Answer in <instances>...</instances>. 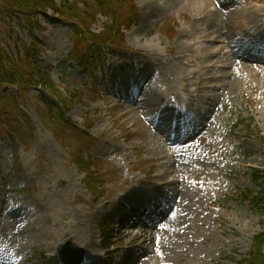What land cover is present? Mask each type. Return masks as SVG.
<instances>
[{
	"label": "rangeland",
	"instance_id": "1",
	"mask_svg": "<svg viewBox=\"0 0 264 264\" xmlns=\"http://www.w3.org/2000/svg\"><path fill=\"white\" fill-rule=\"evenodd\" d=\"M68 1L81 7L83 0ZM132 5L138 10L137 21L112 46L115 56L109 57L108 65L116 68L130 60L149 61L156 69L143 89L138 87L129 92L140 95L132 102L115 96L118 88L111 90L113 81H98L94 87L83 69L73 68L64 74L61 63L69 62L68 56L76 54L75 30L51 9L38 14L40 29L34 33L41 45L35 74H48L64 96L79 95L81 103L73 106L68 119L79 127L86 125L88 130L85 134L78 133L70 124L66 130L61 126L55 128L44 117L40 92L35 88L19 91L18 100L29 124L18 121L21 127H26L23 140L6 131L0 141V184L5 180L4 189L1 188L4 191L0 192V264H52L50 256L69 241L61 242L59 234L44 241L45 234L57 232V224L68 221L75 224L77 220L85 223L78 225L76 231L91 235L97 255L102 257L105 252L99 245L100 226L111 211L103 206L118 200L130 187L161 186L171 180L179 183L180 202L161 226L153 231L144 227L131 231L110 227L109 239L115 243L114 248L130 249L127 257L136 260L133 264L146 258L148 264H237L248 257L254 238L264 233V205L253 202V197L264 195V71L254 62L230 55L219 59L222 65L219 73L199 68L205 62L200 58L207 57L208 45L202 41L212 24L220 28L227 23L228 11L253 13L256 8H264V1L133 0L124 5L125 10ZM97 19L91 31L105 38L110 18L99 15ZM243 20L239 18L236 25ZM28 35L19 26H5V45L18 62L27 56ZM210 37L214 40L218 35ZM232 37L236 41L249 39L235 28ZM179 41L193 46L198 56L186 54L182 59L185 52ZM256 52L252 50L250 54ZM183 61L188 64L191 81L179 92V99L188 96L196 101L200 81L194 77L204 74L221 75L218 85L222 89L208 93L215 100L212 103L215 109L199 140L186 145H168L163 141L161 144L160 139L165 138L154 131L150 121L160 114L163 100L171 99L170 91L180 85L186 69ZM65 65L72 67L71 63ZM146 97L155 99V106L147 110L149 114L134 111V103ZM5 103L12 107L11 100ZM232 117H240L249 124V133L245 135L238 128L242 141L231 147L223 143L221 146L224 129ZM80 156L87 161L86 172L97 175V190L103 195L99 202L94 201L85 184L87 173L76 163ZM15 168L21 169L19 174L7 178ZM253 170L259 171V178ZM162 173L173 175L164 181L157 177ZM144 231L151 242L157 240L158 246L160 239L169 240L167 258L161 252L156 254L147 249L153 243L144 245V240L133 243L135 236ZM75 247L81 248L78 244ZM136 248L148 251L139 261ZM121 256L113 253L112 264L120 263Z\"/></svg>",
	"mask_w": 264,
	"mask_h": 264
},
{
	"label": "trees",
	"instance_id": "2",
	"mask_svg": "<svg viewBox=\"0 0 264 264\" xmlns=\"http://www.w3.org/2000/svg\"><path fill=\"white\" fill-rule=\"evenodd\" d=\"M59 1L61 6H58L56 0H0V89L3 84H13L19 88V91L35 88L41 95L47 94L53 97L52 100L46 97L41 98L46 112L44 117H48L50 124H53L55 128L61 126L66 130L69 124H72L67 115L73 105L80 102V98L75 94H70L68 97L64 96L60 89L51 82L48 74H38L36 79L33 77L38 67L36 63L39 53L38 46L41 45L34 33V30L40 29L37 20L38 14L51 9L58 13L62 20L71 24L77 38V50L76 54L72 53L67 61L75 67L81 62L88 65L85 56L87 52L91 53L92 56L104 58L110 49L109 45L116 44V41L120 40L122 27L134 22L137 11L133 5L128 10L124 8L127 2L131 3L133 0H83L82 8L68 0ZM99 14L110 18V23L106 26L107 34H105V38L91 32V26L97 21ZM6 24L19 26L25 32L28 31L30 44L26 48L27 56L21 59V62L15 60L11 49L9 50L5 45L3 35ZM84 45L86 48H83ZM20 58L17 59L20 60ZM64 63H61V67H63L65 73L66 63ZM18 93H14L5 99L1 98L0 95V138L6 131H9V133L15 134L23 140V130L26 127H21L18 121L22 118L26 125L29 122L18 100ZM9 100H11V108L5 106V102ZM73 127L77 128L76 131H82L81 133L88 130L87 126L78 128L74 125ZM238 128H242L245 135H248L250 125H247L240 117H232L231 122L224 129L220 141L221 146L223 143V145L231 147L237 141H242V138L237 134ZM76 163L81 170L87 171L88 164L81 156L76 159ZM253 173L259 178V171H253ZM96 180L97 176L95 174L88 173L85 181L90 191L99 199L101 194L97 190ZM249 193L252 192L248 191ZM245 198H247V195H245ZM253 202L264 205V195L253 197ZM237 264H264V233L254 238L248 257Z\"/></svg>",
	"mask_w": 264,
	"mask_h": 264
},
{
	"label": "bare ground",
	"instance_id": "3",
	"mask_svg": "<svg viewBox=\"0 0 264 264\" xmlns=\"http://www.w3.org/2000/svg\"><path fill=\"white\" fill-rule=\"evenodd\" d=\"M261 1H264V0H261ZM225 15L227 17V23H225L220 28H218V26H216L215 24H212V26L209 28V34L206 37H204V39L202 41L203 43L208 45L206 47L207 57L204 56V57L200 58V59H202V58L205 59V62H203L199 67L203 71H206V70L212 71V72L217 71L216 73H219L222 69V65H220L219 59H221L223 57V55H230L233 58L238 59V60L241 59V57L243 55H245L250 50L249 48H251L253 46V44L256 43L255 39L258 37L259 33L261 32V28L264 25V8H256L253 13H247L245 10H238V11L231 10V11H228ZM239 18L245 19V20H243L242 23L236 25V21ZM246 22L248 24H246ZM234 28L236 30H238L239 34L248 35L249 39H247V40L241 39L239 41H236V38L232 37V31ZM213 34L218 35V37L214 40L211 39V37H210ZM180 42H181V48L185 52L183 54L182 59H185L184 56L186 54H190L194 58L198 56L195 53L193 46H185V43H183L182 41H179V43ZM236 48H239L238 51H235ZM227 49H229L230 51L226 52ZM142 57L146 58L147 56L142 55ZM256 57H254L252 60L254 62V65L257 66V68H259L260 71H264V61H262ZM216 60H218V61H216ZM148 64H149V66H152V64L148 62L146 64V67ZM181 64L185 65L186 69L184 70V74H183L182 80L180 82V85L176 86L169 93V95L175 100L179 99V97H180L179 92L184 87L189 86L190 85L189 82L191 81V79L189 78L190 72L188 71V67H187L188 64L185 63L184 61ZM223 68H225V67H223ZM221 78H222L221 75L215 76V75H208V74H204L200 78L194 77V79L200 81L199 91L202 94V96H205V97H208V94H206L208 91L222 89V87H220L218 85V82L220 81ZM144 86L145 85H143L142 89L144 88ZM208 99H211V97H209ZM164 100H166V98ZM164 100H163V104H164ZM132 101H135V98L132 97L130 99V96H129V99L127 102H132ZM134 104H135V105H133L134 111L139 112L141 114L143 112L147 113L148 109L155 106V99H153L151 97H146V98L141 99L138 102L136 101V103H134ZM160 113H164L166 116L167 111H165L163 108H161ZM147 114H149V113H147ZM158 117H161V115ZM171 118H173V117H171ZM160 119L164 122L167 121L164 116L161 117ZM155 122H156V120L154 122L150 121V125L156 129V123ZM167 134H169L168 128H167V130L160 131V135L163 138H165ZM162 141L166 142L167 140L166 139L163 140L161 138L160 139L161 144L163 143ZM167 142H169V141H167ZM172 175H173V173H167V174L162 173V174L158 175L157 177L160 179L162 178L165 181L167 179H170ZM164 185L171 187L169 192L173 193L175 195L176 199H175V204L173 205V207L166 213V215L164 217L165 219H162L161 221H159L158 225L160 224V226L167 220V218H169V215L176 210V207L179 205L180 197H181V190H179V187H178L179 183L178 182H176L175 180L165 181ZM125 196L119 197L118 200H114L113 202H111V201L107 202L103 207L104 208L109 207L111 209V212H112L113 210L117 209L120 206L119 204L121 203V199H123V198L125 199ZM91 218H92V216H91ZM92 220H93V218H92ZM90 221H91V219L89 221H86V222H90ZM82 223H85V222H81V221L77 220V223H75V224L73 223V221L62 222L61 224H57L56 228L58 227V231L53 232V233H49V234H45L43 239H44V241H47L50 237H58V234H59L58 238H61L60 239L61 242L68 240V241H71L73 243L76 242L75 244H78L80 247H84L85 249L95 248V244L93 242L91 235L88 234L90 236V237H88L86 232H77L76 231L77 226L81 225ZM146 228H148V227H146ZM154 228H156V227H154ZM154 228H151V230L153 231ZM128 234H131V233H128ZM149 236L150 235L147 234L146 231H144L143 234L138 233L135 236L133 243H135L138 240H144L142 242V244H144V245L146 243H149V244L153 243L154 245L152 246V248L149 247L147 249L154 251L156 254L161 252L163 254L164 258L165 257L167 258L169 255V252H170V248L168 246L169 240H166V237L160 239L158 241V244H159V246H158L156 244L157 240L154 241V239H153L151 242L150 239L148 238ZM57 239H55L54 241H57ZM38 241H40V240H38ZM38 241L36 243H39ZM75 244H74V246H75ZM160 244H161V246H160ZM27 247L29 248V245ZM33 247H31V248L33 249ZM53 248L54 247H52L51 249H53ZM147 253H148V251H147ZM144 256H146V255H144ZM42 257H44V256L40 255V258H42ZM93 259H94V255L89 256L86 260L88 261V260H93ZM148 259L149 258H146L143 261H141L140 263H136V264H148L147 263ZM93 263L96 264L95 261ZM158 263H161V259L159 260Z\"/></svg>",
	"mask_w": 264,
	"mask_h": 264
},
{
	"label": "water",
	"instance_id": "4",
	"mask_svg": "<svg viewBox=\"0 0 264 264\" xmlns=\"http://www.w3.org/2000/svg\"><path fill=\"white\" fill-rule=\"evenodd\" d=\"M14 90H16L15 87L10 86V85H5V86L2 88V90H1L2 97L9 96L10 93H11L12 91H14Z\"/></svg>",
	"mask_w": 264,
	"mask_h": 264
}]
</instances>
